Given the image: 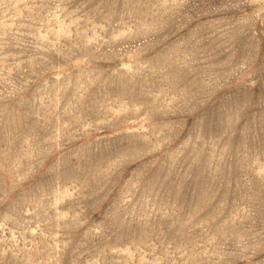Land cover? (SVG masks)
Here are the masks:
<instances>
[{"label": "rangeland", "instance_id": "1", "mask_svg": "<svg viewBox=\"0 0 264 264\" xmlns=\"http://www.w3.org/2000/svg\"><path fill=\"white\" fill-rule=\"evenodd\" d=\"M0 264H264V0H0Z\"/></svg>", "mask_w": 264, "mask_h": 264}]
</instances>
